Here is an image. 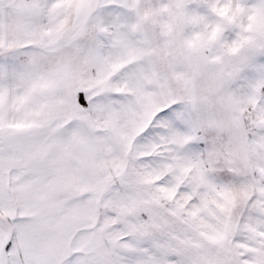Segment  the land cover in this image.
<instances>
[{"label": "snow or ice", "instance_id": "snow-or-ice-1", "mask_svg": "<svg viewBox=\"0 0 264 264\" xmlns=\"http://www.w3.org/2000/svg\"><path fill=\"white\" fill-rule=\"evenodd\" d=\"M0 264H264V0H0Z\"/></svg>", "mask_w": 264, "mask_h": 264}]
</instances>
